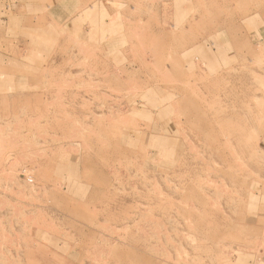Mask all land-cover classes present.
Masks as SVG:
<instances>
[{
    "label": "rangeland",
    "instance_id": "obj_1",
    "mask_svg": "<svg viewBox=\"0 0 264 264\" xmlns=\"http://www.w3.org/2000/svg\"><path fill=\"white\" fill-rule=\"evenodd\" d=\"M10 1L0 264H264V0Z\"/></svg>",
    "mask_w": 264,
    "mask_h": 264
},
{
    "label": "crops",
    "instance_id": "obj_2",
    "mask_svg": "<svg viewBox=\"0 0 264 264\" xmlns=\"http://www.w3.org/2000/svg\"><path fill=\"white\" fill-rule=\"evenodd\" d=\"M7 1L9 2L8 4H10V7H14V6L17 7V10H16L17 12H20L21 11L20 13H22V11H24L25 12V15L30 16V15H28L30 12L28 10V6L29 5H28V2L27 1H24L21 4H14V2H11L10 0H7ZM1 2H4L5 4L7 3L6 0L5 1L4 0H0V7H1ZM8 7H9V5H8ZM27 16H24V17H27Z\"/></svg>",
    "mask_w": 264,
    "mask_h": 264
}]
</instances>
